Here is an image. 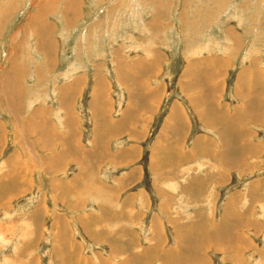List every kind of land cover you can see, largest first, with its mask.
<instances>
[{"label": "rangeland", "instance_id": "374dc122", "mask_svg": "<svg viewBox=\"0 0 264 264\" xmlns=\"http://www.w3.org/2000/svg\"><path fill=\"white\" fill-rule=\"evenodd\" d=\"M210 1L0 0V264H264V0Z\"/></svg>", "mask_w": 264, "mask_h": 264}, {"label": "crops", "instance_id": "0c3cea01", "mask_svg": "<svg viewBox=\"0 0 264 264\" xmlns=\"http://www.w3.org/2000/svg\"><path fill=\"white\" fill-rule=\"evenodd\" d=\"M225 1H227V0H221L220 1V6H224V3H225ZM189 3H191V1L189 2ZM215 4V2H214V0H211L210 1V4H209V7H210V5L212 6V5H214ZM30 5L31 6H33L34 5V1H31L30 2ZM252 3L249 5V7H247L248 9L250 8V7H252ZM37 6H38V4H37V2L35 3V6H34V8H36L35 10H37ZM217 6V9L220 7V6H218V5H216ZM52 7V4H50V8ZM209 7H207V8H209ZM213 9H214V7H213ZM218 11H219V9H218ZM215 12H216V10L212 13V14H210V16H214L215 15ZM39 14H41V13H39ZM189 17H191L192 18V16H191V14H186V16H183L182 17V19H186V18H188V20H190V18ZM97 28H99V24L97 25ZM98 32H95V31H92V36L94 37V38H96V40H98ZM89 36V35H88ZM233 36V38L235 39H237L236 40V43H239L240 42V39H239V37H235L234 35H232ZM90 37V36H89ZM93 44H96V42L95 43H93ZM250 54L251 53H248L247 54V58H250V59H256V58H258V56L257 55H255V54H252L251 56H250ZM256 71V70H255ZM11 75H13V73L11 74ZM13 81L17 84V85H20L17 81H16V79L15 78H13Z\"/></svg>", "mask_w": 264, "mask_h": 264}]
</instances>
